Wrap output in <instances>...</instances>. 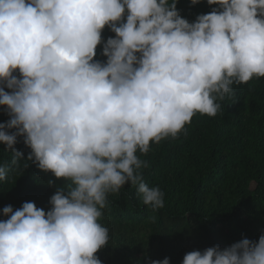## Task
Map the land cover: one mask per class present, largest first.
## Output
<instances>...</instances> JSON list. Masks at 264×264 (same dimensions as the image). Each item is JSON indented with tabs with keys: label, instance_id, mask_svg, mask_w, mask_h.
Masks as SVG:
<instances>
[{
	"label": "clouds",
	"instance_id": "9594fccd",
	"mask_svg": "<svg viewBox=\"0 0 264 264\" xmlns=\"http://www.w3.org/2000/svg\"><path fill=\"white\" fill-rule=\"evenodd\" d=\"M177 2L0 0V144L15 166H0V182L21 161L66 181L48 211L3 208L0 264H102L110 193L131 184L144 205L164 207L140 155L186 134L197 113L215 117L234 85L264 78V0H207L218 7L194 22ZM106 27L115 36L105 41ZM183 264H264V234L188 252Z\"/></svg>",
	"mask_w": 264,
	"mask_h": 264
},
{
	"label": "trees",
	"instance_id": "16d2710c",
	"mask_svg": "<svg viewBox=\"0 0 264 264\" xmlns=\"http://www.w3.org/2000/svg\"><path fill=\"white\" fill-rule=\"evenodd\" d=\"M214 7L207 0L177 2L189 22ZM102 36L106 41L115 34L106 27ZM96 59L106 62L102 46ZM220 103L215 117L197 113L186 134L153 143L140 155L148 163L142 169L146 184L164 193L163 208L153 211L144 205L131 184L108 195L100 223L109 230V244L96 254L102 264H149L165 258L183 264L188 252L216 245L223 249L244 238L258 241L264 234V78L234 85L233 94ZM8 120L0 107V123ZM15 149L25 160L31 153L23 137ZM12 160L13 152L0 144V166L15 168ZM24 163L0 182V221L9 205L16 210L33 202L50 210L51 197L66 183L33 162L23 169Z\"/></svg>",
	"mask_w": 264,
	"mask_h": 264
}]
</instances>
